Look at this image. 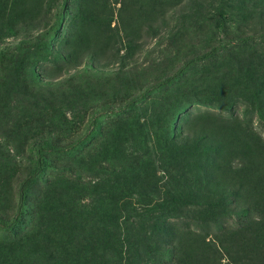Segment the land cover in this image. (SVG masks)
Masks as SVG:
<instances>
[{
  "label": "rangeland",
  "instance_id": "obj_1",
  "mask_svg": "<svg viewBox=\"0 0 264 264\" xmlns=\"http://www.w3.org/2000/svg\"><path fill=\"white\" fill-rule=\"evenodd\" d=\"M261 33L264 0H0V220L15 213L34 149L66 147L95 121L83 145L42 154L44 169L27 190L20 223L0 231V264H103L107 209L131 189L129 175L147 170L143 182L160 191L175 184L169 140L178 157L199 133L219 126L235 138L230 166L187 175L197 174L213 198L199 195L194 209L166 204L160 212L171 197L133 190L130 204L152 211L127 222L137 240L132 264H180L173 250L180 233L179 242L210 255L207 264H264L257 212L264 209V40L238 43ZM228 41L115 113L187 59ZM218 241L224 247L211 255Z\"/></svg>",
  "mask_w": 264,
  "mask_h": 264
},
{
  "label": "trees",
  "instance_id": "obj_2",
  "mask_svg": "<svg viewBox=\"0 0 264 264\" xmlns=\"http://www.w3.org/2000/svg\"><path fill=\"white\" fill-rule=\"evenodd\" d=\"M218 27H222L221 22L218 23ZM258 40H264L263 33L242 37L238 41V43L247 44ZM231 44L232 43L230 41L223 42L219 45L210 47L206 52L198 56H194L190 59H187L173 74L144 89L142 93L130 99L123 107H121L118 111H115V113L125 112L126 110L133 107L140 100L147 98L148 95L153 91L169 86L177 77L182 75L187 69L216 56L222 49L230 46ZM89 127L90 128L88 131H86V133H84L81 137H79L73 143L69 144L66 147L51 149L36 147L34 149V169L20 182L17 194L15 213L8 220H0V231H7L13 229L20 223L23 216V204L27 190L32 185V183L39 178L44 169V161L42 154L48 152L51 154L59 155L63 153H68L76 147L83 145V143H85L87 140H90L92 134L95 133V121H91ZM218 128H210V133H206L205 131L199 133L198 136L193 139V143L190 144V147L182 150L179 154L180 156L178 157H176V155L174 154L175 145L177 143L175 138H171L169 140L168 146L170 148V152L168 158L171 162L174 161V163L168 168V176L170 177V181L175 180L176 183L171 184L162 191H160L158 187L149 186L147 182H143L148 177L147 170H139L135 175H129L132 180L134 178V182H131V185H128L131 189L126 188L122 190L120 192L122 199L119 205L110 206L107 209L108 226L106 228L108 230H106L105 233L102 234L101 239V248L104 252L103 264H132V252H134V255L137 254V251L135 252V249L137 248V240L133 236V233L135 232L133 231V226L130 224L131 222H127L132 221L133 219L131 218H134L135 216H141L145 214L147 215L151 213L152 209L148 210L146 208L140 207L139 205L132 206V204H130V196L132 194H136L135 192L137 191H133L136 190V187L141 191L145 190L144 188H148L147 194L162 192L164 196L168 198L171 197L170 200H173L172 202H170L169 200L170 203L165 202L164 205H160L162 206L160 207V212L162 211V209L167 210L165 207L166 204L171 206V208L186 207L194 209L195 207H198V204H200V202H197V200H195L197 196H206L210 199L214 197V193L210 188L206 186L200 187L198 182L199 178L197 174L192 173L191 178H189L187 175L192 172V169H198L200 166H202L201 169L204 171V173L208 175H214L213 171L215 169H217L219 172L222 171L224 168H228L230 166V160L235 154L232 147L233 140L235 138L231 135L230 131L225 126L219 129ZM203 156L206 157V160H202ZM139 182L142 183L139 184ZM209 184L211 185L210 182ZM189 200H192L194 202H190ZM209 207L210 209L215 208V206L213 205ZM158 208L159 207H156V209ZM137 211H140L138 212L139 214L137 213ZM171 212L173 211H170V213ZM257 212L260 216L264 218L263 206ZM126 224L129 226L127 227ZM109 225H113V228L109 227ZM169 227V229L172 228L170 225ZM123 228L125 232H129L130 234L124 233V237L122 236L121 238V232ZM140 230L141 229H138L136 233H138V231ZM224 233L225 231L221 233V236ZM165 235H167V233H164V238H166ZM181 235L182 233H180L176 237L177 240L173 247V250L177 256L176 261H178V263L180 264H207V262H205V259L208 258L210 255L207 252H203L197 249L196 243L186 241L179 242V240L181 239ZM218 242L220 244V247L218 248V250L215 249L214 251H211V255L218 254V251H220L224 247L223 244L225 243H223V241ZM124 247L125 249H123ZM235 247L238 248L237 245H235ZM142 249L145 250L146 254V250L148 249V247L146 249V247L144 246V248ZM143 250H140L139 247V251L144 254ZM225 250L226 249H224V251ZM232 250H234V244L230 240V247L227 249L229 254L227 255H230L231 257L235 255V252H231ZM161 251L163 250H160V253ZM261 253L262 252H260V254ZM125 254L127 255V258H125ZM91 260V264H94L93 258ZM232 263L235 264V260H232Z\"/></svg>",
  "mask_w": 264,
  "mask_h": 264
}]
</instances>
